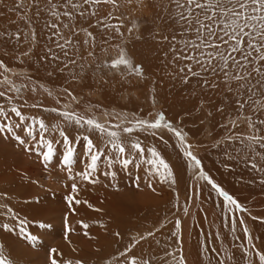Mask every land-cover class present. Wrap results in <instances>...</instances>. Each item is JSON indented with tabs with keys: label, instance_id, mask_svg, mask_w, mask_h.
I'll return each mask as SVG.
<instances>
[{
	"label": "rangeland",
	"instance_id": "rangeland-1",
	"mask_svg": "<svg viewBox=\"0 0 264 264\" xmlns=\"http://www.w3.org/2000/svg\"><path fill=\"white\" fill-rule=\"evenodd\" d=\"M149 1L154 3L158 0H132L131 5L128 0H118L119 8L110 9L114 16H123L125 27L121 31L125 33L126 37H130L123 40L114 39L111 41V45L121 44L125 48L134 65L143 67V78H138L135 75L122 76L120 72L106 68L99 72L94 71L97 62L110 60L116 56L118 50L108 44L103 45L108 48L107 53H102L99 47L95 49V54L98 57L95 62L88 59L91 57L87 55L89 50L87 47H82L77 53L74 49H70L75 52L77 57L81 55L86 57V59L78 60V63L86 65V70L79 80H71L67 70L64 73L57 71L49 76L48 73L53 69L48 63L38 62L36 54L31 59L24 57L23 62L21 59H13L11 54H6L9 57L8 64L17 65L15 67L23 71L27 70L30 77L36 75L42 78L41 81L44 84L41 83L39 86L43 87L41 89L38 87L37 92L33 93V97L39 100V105H42L38 107L40 114L33 112L30 106L32 104H28L30 102L27 98L31 93L28 89L23 91L22 99H16L14 102L18 107L25 109L24 102L27 101L30 111L25 113L22 110V114L32 116L35 113L38 118L45 121L49 128L60 124L69 139L74 141L76 148L73 162L74 172L84 169L88 162V157L85 154V142L82 140L83 135H89L102 150L101 160L98 162L95 174L97 183L88 184L77 180L76 183L80 191L76 198L82 203L73 205L70 209L65 197L70 193L73 181L68 180L66 173L61 171L64 169L62 161L65 145L58 132L45 133V138L53 141L55 149L51 162L55 167H50L47 170L35 152L26 153L23 146L19 145L11 134H0V194H4L0 195V205L11 207L16 216L26 219L29 233L38 238L37 243L31 245L19 234L18 229L12 232L0 230V244L5 246V253L10 256L14 264H50L49 252L51 248H56L61 253L57 257L60 264H66L69 260L73 264L76 260L82 261V264H104L105 259H111L113 255L124 250L125 246H131L130 241L133 236L145 234L147 231H153L155 235L142 241L129 255L143 257L150 264H176V259L181 256V253L176 250L183 248V245L181 230L179 239L172 235L175 230L174 224L179 219L182 228L181 216L185 214L184 208H187L189 212L192 207L193 221L191 236L188 237L191 263L209 264L211 261V264H216L218 258L216 253L211 251L215 248L221 253L219 258L226 260L224 253L227 251V254L234 256V260L238 264H245L244 250L240 246L241 244L246 246L247 242L241 226L237 223L236 231L233 233L230 230L228 214L221 215L222 198L218 197L209 185L194 179L193 170L188 167L187 161L177 147L175 136L166 130H160L157 136L143 131H134L131 136L123 134L127 149L130 150L128 140L139 138L143 142L142 146L156 147L173 169L176 178L175 184L161 183L158 179L153 178L152 188H149L147 165H139L137 158L127 169H123L119 163H114L109 168L107 161L113 157L114 152L110 148H105L104 137H100L95 132H85L84 128L74 124H67L60 116L61 112L73 109L79 113L89 114L86 113V109L89 107H92V113L96 118L105 123L109 120L112 123L118 122L111 116H105L106 112L123 113L130 118L137 116L148 119L153 118L157 112H163L174 127H181L186 133L188 142L192 145L193 152L201 160L204 170L243 207L248 209V212L237 215L245 220L248 227L250 226L249 231H253L251 234L255 238L254 243L257 247H264V223L259 219H252V216L264 218V184L261 183L264 174L252 170L243 160L229 159L225 155V151L233 152V149L238 145L225 142L214 146L227 134L222 125L234 115L230 102L223 103L225 97L230 94H218L215 90H202L196 77H191L187 84L182 83L172 69L166 71L156 67L159 59H166V57L161 58L159 52L165 55L167 47L168 49L170 47L168 41L162 40L163 36H167L165 31L169 32L168 35L171 36L173 30L176 29L177 39H182V37L179 36V29L175 25L172 30L169 26L163 28V26H157L155 22L150 21ZM17 2L18 0H0V31L27 33L34 29L33 21L35 19L33 18L34 14L32 15L34 9L28 8L26 0H24L25 7L20 8L19 22L16 25L13 24V16L11 19L8 16L9 13L11 15L12 13L7 8L15 6ZM18 11L19 9L14 13L16 14ZM25 15L32 17L31 28L25 19H21ZM42 19L44 25L45 21L50 18L45 15ZM114 22L119 23L116 20L110 21V23ZM133 24L136 25V28L129 34L127 28L132 27ZM42 32L44 33L43 29ZM64 34L68 35L69 32H64ZM74 39L81 40L83 37L80 34ZM44 40V38H39L40 53H43V48L48 44ZM7 47L6 41L3 44L0 41V50L6 51ZM19 48L20 50L16 49L17 57L21 52L29 49L30 45L26 42ZM187 62L183 61L181 66ZM70 67L75 68V66ZM75 70L79 72V68H75ZM112 75L118 79H111ZM166 76L169 79L172 78L170 83ZM9 78L17 80L11 74H9ZM162 79H166V86ZM16 83L27 84L26 80H19ZM42 88L53 93L51 98L55 104L46 108L50 110L56 108V112L45 111L44 100L46 97L48 98V94ZM65 88L73 92L78 103L66 95L63 91ZM65 105L68 107L65 108ZM217 106L225 107L227 115L217 112ZM209 112L212 113L211 116L208 115ZM10 119L12 122L19 120L14 114ZM6 122L4 118H0V123ZM243 127L241 125L236 131H241ZM15 131L21 138L27 139L29 145L35 144L25 136L23 127L17 128ZM39 132L40 130L37 128L34 133L37 138H39ZM160 136H163V139H160ZM77 137H81L79 142H76ZM148 155L145 153L146 157ZM132 156L138 157V153L132 152L128 158ZM106 172H115V179L105 175ZM137 177L140 178L139 187L135 183ZM194 192H198V195H194ZM83 201H87L93 207L89 208L88 204ZM96 208L102 211L96 212L94 210ZM4 211V208H0V212ZM78 221L90 225L87 231L95 239H89L83 235L85 230ZM0 222H7L13 227L15 226V222L10 216H0ZM41 223L48 227L40 228ZM66 223L73 231L66 230ZM100 223H103L106 228H101ZM115 232H120L121 238L115 237L113 235ZM258 233L263 237H260ZM204 249H208V251ZM253 259H255L254 255ZM121 264H126L124 258H121ZM227 264H233V261H227Z\"/></svg>",
	"mask_w": 264,
	"mask_h": 264
},
{
	"label": "snow or ice",
	"instance_id": "snow-or-ice-1",
	"mask_svg": "<svg viewBox=\"0 0 264 264\" xmlns=\"http://www.w3.org/2000/svg\"><path fill=\"white\" fill-rule=\"evenodd\" d=\"M131 2L132 0H128L129 4ZM105 6H110V9H118L119 3L118 0H31V7L35 9L34 16L37 19L45 15L50 17L44 23L45 28L50 30V34L47 36L49 43L43 48V54L38 56V62L48 63L53 69L48 73L49 76L57 71L64 73L67 70L71 80H79L86 70V65L78 63V60L86 59V57L82 55L77 57L75 52H70V49L79 52L82 47H87L89 49L88 57L97 61L95 49L99 47L102 53H107L108 48L103 47V45L108 44L118 50L116 56L110 60L97 62L94 71L99 72L106 68L120 72L122 76L144 77L143 67L134 65L121 44L111 45V41L114 39L123 40L130 37H126L125 33L121 31L125 27L123 16H114L111 10L105 12ZM24 7V0H18L15 8L9 9V11ZM163 12L165 13V21H171L172 25L178 26L179 36L182 37V39H177L175 30L171 36L162 37V40L168 41L170 45L171 63L177 67L176 75L179 76L182 83L187 84L191 77H196L202 90L208 89L209 91L215 90L218 94H230L225 97L223 103L228 104L230 102L234 115L222 125L227 134L214 146L225 142L238 145L233 149V152L225 151V155L229 159L243 160L252 170L264 174V163H262L264 162V0H167ZM64 18H67L68 22H65ZM93 18L95 19L94 24L91 22ZM21 19H25L31 28L32 17L25 15ZM81 20L89 21L88 25H81ZM113 20L119 21V23H110ZM72 21H75V24L71 23ZM90 28L98 29V32L94 33ZM135 28L136 25L133 24L132 27L127 28V32L131 34ZM64 29H67L70 35H65ZM81 33H83V39L75 40L74 38L80 36ZM4 37L15 38L17 41H21L23 37L24 40H27L31 47L21 52L17 57L22 62L24 57L31 59L35 55V47L39 45L34 29L27 33L0 31V39ZM136 38L139 39L140 37ZM178 61H188L189 63L179 66ZM70 66L79 68V72ZM9 74L17 76L22 81L26 80L28 83L17 84L14 79L9 78ZM25 89L31 93H36L35 81L27 73L13 72L5 63L0 62V98L6 102L0 103V118L7 121L0 123V134H11L18 144L23 146L26 153L35 152L47 170L50 167H55L51 164L55 149L53 141L45 138V133L49 131L58 132L65 145L62 161L64 169L61 171L66 173L68 180L73 181L70 186V193L65 197L71 209L73 205L82 203L76 198L80 191L76 181L80 180L88 184L97 183L95 174L97 173L98 162L101 160L102 150L89 135H83L82 140L85 142V154L88 157V162L84 169L74 172L73 162L76 152L74 141L69 139L60 124H55L49 128L43 119L35 115H23L22 107H18L14 102L16 99L23 98L22 94ZM44 91L47 92L48 96L53 95L48 89H44ZM63 91L73 101L79 102L68 88ZM24 106H27V101L24 102ZM41 106L33 104L31 107ZM67 107L65 105V108ZM45 111H49V109H45ZM50 111L56 112L57 109L52 108ZM216 111L221 115H227L225 107L217 106ZM86 113L89 114L79 113L73 109L61 112L60 116L67 124H74L84 128L85 132H95L100 137H104L105 148H110L114 152L113 157L107 161L109 168L114 163H119L123 169H127L137 158L139 165H147L149 188H152L151 181L153 178L158 179L161 183L175 184L176 178L173 169L156 147L142 146L143 142L139 138L128 140L130 150L127 149L123 134L131 136L134 131H143L152 136H157L160 130H166L174 135L177 147L187 161L188 167L193 170L194 179L209 185L215 194L222 198L221 215L228 214L230 230L234 233L237 223L241 226L247 242L246 246L244 244L240 246L244 250L245 264H264V247H257L254 243L255 238L250 233L245 220L237 215L248 212V209L243 207L204 170L201 160L193 152L192 145L188 142L187 135L181 127H174L163 112L155 113L151 119L137 116L130 118L123 113H104L105 116H111L112 119L118 121L117 123H112L111 120L106 123L100 122L92 113V107L87 108ZM13 114L19 118L18 122L11 121L10 117ZM149 115L151 116V114ZM208 115L211 116L212 113L209 112ZM241 125L244 126L243 129L236 131ZM20 127L24 128L28 139L35 141L34 145H29L27 139L21 138L16 133L15 130ZM37 128L40 130L39 138L34 134ZM159 138L163 139V136ZM80 139L81 137H77L76 142H79ZM132 152L138 153V157L128 158ZM145 153L149 155L146 157ZM104 174L113 180L116 177L115 172ZM139 182L140 178L137 177L135 180L137 187H139ZM261 183L264 184V179L261 180ZM194 195H198V192H194ZM83 203L88 204L87 201H83ZM88 207L92 208L93 206L88 204ZM0 208L5 209L4 212H0V216H10L15 222L14 227L10 223L0 222V230L12 232L18 229L19 234L31 245H35L38 238L29 233L28 221L16 216L13 209L7 205H0ZM94 210L96 212L102 211L99 208ZM184 213H188L187 208H184ZM252 219H259L264 223V218L252 216ZM65 220L67 221V218ZM78 223L85 230L83 233L85 237L95 239L87 231L90 227L89 224L83 221H78ZM99 226L106 228L103 223H100ZM39 227L46 228L48 225L41 223ZM174 228L172 235L179 239L181 230L179 219L175 221ZM66 230L73 231L67 226V223ZM113 235L121 238L120 232H115ZM153 235H155L153 231H147L145 234L133 236L130 241L131 246H125L124 250L113 255L111 259H105L104 264H121V258H124L126 264H150L147 259L129 255V253L142 241ZM237 239L240 238L237 237ZM204 250L208 251V249ZM211 251L215 252L218 258L216 264H227V261L238 264L234 260V256L227 254V251L224 253L226 260L219 258L221 253L217 249L213 248ZM60 255L61 253L56 248H51L49 252L50 264H60L57 259ZM253 255L255 259H253ZM0 264H14L10 256L5 253L3 244H0ZM66 264H73V262L69 260ZM75 264H82V261L76 260ZM176 264H186L184 256L178 257Z\"/></svg>",
	"mask_w": 264,
	"mask_h": 264
},
{
	"label": "bare ground",
	"instance_id": "bare-ground-1",
	"mask_svg": "<svg viewBox=\"0 0 264 264\" xmlns=\"http://www.w3.org/2000/svg\"><path fill=\"white\" fill-rule=\"evenodd\" d=\"M139 2V1H138ZM17 4V3H16ZM15 4V5H16ZM26 4H27V6H28V8L29 9H33L32 7H31V0H26ZM149 19H150V21H152V22H155L156 24H157V26L158 25H160V26H163V28H165L166 26H169L170 27V25H171V29L173 30V26L174 25H172L171 24V21H165V19H164V17H165V13L163 12V8H164V6L167 4V0H158V1H156V2H154V3H152V2H150L149 1ZM125 5V4H124ZM131 5V4H130ZM14 9L15 8V6H9L7 9L9 10V9ZM27 8V9H28ZM128 8V7H127ZM108 10H110V6H105V12H107ZM147 10V9H146ZM34 11H35V9L33 10V13H32V15L34 14ZM14 12H16V10H13V12L11 11V13H12V15L9 13V17H10V19H11V16H13V24L14 25H16L17 24V22H19V14L21 13V10L19 9V11L15 14ZM115 13V12H114ZM144 13V12H143ZM148 14V13H147ZM115 15H116V13H115ZM148 16V15H147ZM33 18L35 19L34 21H33V24H34V30L36 31V33H37V39L39 40V38H44L45 40H44V42H48L49 43V41H48V39H47V36L50 34V30L49 29H47V28H45V26L43 25V23H42V21H43V19L41 18V19H37L34 15H33ZM50 18V17H49ZM48 20V19H47ZM64 21L65 22H68L67 21V19H64ZM93 24L95 23V19L93 18V20L91 21ZM113 22V21H112ZM71 23H73V24H75V21H72ZM80 23H81V25H83V26H87L88 25V23H89V21H87V20H81L80 21ZM115 23V22H114ZM162 23V24H161ZM43 26V27H42ZM165 26V27H164ZM177 28H178V26H176ZM175 27V28H176ZM13 29V28H12ZM11 29V30H12ZM42 29H43V31H44V33L42 32ZM90 30L91 31H93L94 33L95 32H98V29H95V28H90ZM160 30V29H159ZM176 30V29H175ZM165 31V30H164ZM14 32H16V31H14ZM13 32V33H14ZM41 32V33H40ZM64 32H68V30L67 29H65V31ZM169 33V32H168ZM168 33H166V31H165V34L167 35V36H169L168 35ZM40 34H41V37H40ZM69 35V34H68ZM81 36L83 37V33H81ZM4 39L5 40H0L1 42H2V44H3V42L4 41H6V44L8 45V47H7V52L6 51H2V50H0V62H3V63H5L9 68H11L14 72H16V73H27L28 71L27 70H22V69H19L18 67V69L15 67V66H17V65H13V64H8V59H9V57H7L6 56V54L7 55H9V54H11L12 55V58L13 59H16L17 58V55H16V49L17 50H20V45H24L26 42H27V40H24V39H21V41H17L15 38H12V39H9V38H6V37H4ZM99 39V38H98ZM43 45V44H42ZM3 46V45H2ZM164 46V45H163ZM31 47V46H30ZM167 47V46H166ZM39 50V52H38V50ZM97 49V48H96ZM136 50H137V48H136ZM71 51V50H70ZM41 52V50H40V44L38 45V46H36L35 47V49H34V53L36 54V55H42L43 53H40ZM72 52V51H71ZM77 53V52H76ZM160 53V55H161V58L163 57V58H165L166 57V59H164V60H162V59H159V61L156 63V67L157 68H159L160 67V69H162V70H170V69H172L173 70V73H177V67L176 66H174L173 65V63H171V60H172V58L170 59V55H171V53L169 52V49H168V47H167V50L164 52L165 53V55H163V54H161V52H159ZM169 53H170V55H169ZM96 55V54H95ZM10 59H11V57H10ZM88 59H90L91 60V62H95V61H93V59H92V57L91 58H88ZM6 61V62H5ZM156 61H157V59H156ZM183 62H180V61H178L177 62V64H179V66H181V64H182ZM188 63V62H187ZM155 66V65H154ZM183 66V65H182ZM21 71H23V72H21ZM160 71V70H159ZM163 72V71H162ZM40 73V72H39ZM45 73V72H44ZM28 75H29V73H27ZM30 76V75H29ZM115 75H112V77H111V79H115V80H117L118 79V77H117V79L114 77ZM164 76V75H163ZM16 77V79L18 80H16V82H19V78L17 77V76H15ZM99 77H101V76H99ZM167 78V80L169 81V83L171 82V80L170 79H172V78H168V76H166ZM31 78H32V80L33 81H35V83H36V85H37V88L38 87H40L39 86V84H41L42 83V78H40V77H38V76H36V75H32L31 76ZM105 78V77H104ZM107 79V78H106ZM166 79H162V81H164L163 82V84L165 83V86L167 85V83H166ZM93 81H94V79H93ZM97 81H99V80H97ZM90 82V81H89ZM92 82V81H91ZM90 82V83H91ZM26 83H28V81H26ZM42 84H44V83H42ZM95 84V83H94ZM97 84H99L98 82H97ZM172 84V83H171ZM174 84V83H173ZM96 85V84H95ZM101 85V84H100ZM105 85V84H104ZM102 86V85H101ZM100 86V87H101ZM107 86V85H106ZM30 87H31V85H30ZM43 87V86H42ZM103 87V86H102ZM106 88V87H105ZM104 88V89H105ZM39 89H41V87L39 88ZM43 89V88H42ZM46 89V88H45ZM182 89V88H181ZM44 90V89H43ZM106 90V89H105ZM112 92V91H111ZM114 93V92H113ZM44 94V93H43ZM30 96H29V98H27L28 99V102H30V103H28V104H38L39 105V100L38 99H36L35 97H33L34 95H33V93H30L29 94ZM109 95V94H108ZM107 95V96H108ZM114 95V94H113ZM42 96V95H41ZM52 96H48V98L46 97L45 99L46 100H44V105H45V108L46 107H49V106H53L54 104H55V102H54V100L51 98ZM112 97V96H111ZM126 97V96H125ZM44 99V98H43ZM111 99H113V98H111ZM191 99V98H190ZM1 101H0V103H2L3 101H4V99L2 98V99H0ZM3 100V101H2ZM188 100V99H187ZM110 101V100H109ZM113 101V100H112ZM215 101V100H214ZM217 101V100H216ZM52 104H51V103ZM186 102V101H185ZM4 103H5V101H4ZM110 104H112V103H110ZM32 105H30V106H32ZM29 106V105H28ZM28 106H25V109H22V110H24V112L25 113H29V107ZM59 108V107H58ZM47 109V108H46ZM31 110L33 111V112H37V114H40V113H38L39 112V110H38V107H36V108H33V107H31ZM41 110V109H40ZM50 110V109H49ZM41 112H43V111H41ZM49 113V112H48ZM33 115H35V116H38V115H36L35 113H33L32 114V116ZM215 116V115H214ZM218 117V116H217ZM216 118V117H215ZM16 119V118H15ZM222 128V127H221ZM17 130V129H16ZM19 130V129H18ZM25 136H26V132H25ZM3 140V139H2ZM33 141V140H32ZM34 143H35V141H34ZM201 145V144H200ZM241 199V198H240ZM192 210H193V207L192 208H190L189 209V212L187 213V214H182V228H181V233H182V245H183V248H180L179 250L177 249L176 251L177 252H180L181 253V255L182 256H184V258L186 259V264H192L191 263V259H190V257H189V251L191 250L189 247H190V245H189V238L188 237H190L191 236V227H192V221H193V212H192ZM160 225V224H159ZM251 225H253V224H251ZM250 227V226H249ZM248 227V228H249ZM145 231V230H144ZM251 232H253L252 230L250 231V233ZM259 234V233H258ZM259 236H260V234H259ZM260 237H263V235L262 236H260ZM145 248V247H144ZM181 250V251H180Z\"/></svg>",
	"mask_w": 264,
	"mask_h": 264
}]
</instances>
